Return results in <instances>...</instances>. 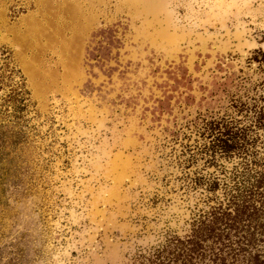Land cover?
I'll return each instance as SVG.
<instances>
[{
  "label": "rangeland",
  "instance_id": "rangeland-1",
  "mask_svg": "<svg viewBox=\"0 0 264 264\" xmlns=\"http://www.w3.org/2000/svg\"><path fill=\"white\" fill-rule=\"evenodd\" d=\"M262 59L264 0H0V264H231L258 167L205 129Z\"/></svg>",
  "mask_w": 264,
  "mask_h": 264
},
{
  "label": "trees",
  "instance_id": "trees-1",
  "mask_svg": "<svg viewBox=\"0 0 264 264\" xmlns=\"http://www.w3.org/2000/svg\"><path fill=\"white\" fill-rule=\"evenodd\" d=\"M257 61L262 64L261 69L264 71V59ZM9 71V78L15 83L10 100L14 109L13 116L19 117L17 113H23L29 105L30 93L22 77L21 80H16L20 71L14 67ZM260 88L262 91L259 96L254 95L250 100L240 102L239 108L237 104L234 105L238 108V114H228L220 120H209L205 129L211 137V144L207 147L209 159L216 154L238 156L249 166L258 167L249 183L240 182V187H236L237 191L231 193L229 199V204L234 207L231 213H235V227L229 228L243 233L240 251L235 254L231 264H264V252L258 249V244L264 242V149L259 150L258 146L263 144L261 146L264 147V80L260 83ZM241 114L243 117L239 118ZM193 156L194 154L191 155ZM201 181L199 184L203 185L204 182ZM208 181L206 188L209 191L219 189L220 182L217 178ZM156 260L160 261L161 258L157 257ZM221 260L220 264L227 263L225 259ZM213 261L218 264L216 260Z\"/></svg>",
  "mask_w": 264,
  "mask_h": 264
}]
</instances>
